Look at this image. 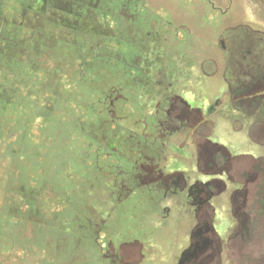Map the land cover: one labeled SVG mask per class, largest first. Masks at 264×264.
Masks as SVG:
<instances>
[{
  "label": "rangeland",
  "instance_id": "rangeland-1",
  "mask_svg": "<svg viewBox=\"0 0 264 264\" xmlns=\"http://www.w3.org/2000/svg\"><path fill=\"white\" fill-rule=\"evenodd\" d=\"M130 27L145 32L118 47L130 67L117 63L111 69L142 75L133 66L142 47L153 64L141 59L139 64L150 69L152 78L159 69L164 76L173 73L166 78L173 93L190 92L202 102L224 92L221 112L211 117L200 138L193 136L227 147L225 188L209 209L199 208L194 216L186 186L173 188L177 193L165 187L163 194L161 188L136 185L134 165L145 162L146 153L114 152L103 161L94 152L72 154L66 147L79 146L80 135L94 138L97 125V135L108 134L113 121L104 112L109 99L115 101L105 96L112 93L111 78L95 77L91 68L98 53H110L119 31L130 36ZM108 56L111 63L119 58ZM256 98L264 101V0H0V264H181L177 255L190 229L205 220L217 244L195 264H264V102H257L258 111L252 107ZM162 99L159 93L156 101ZM233 104L247 109L239 112ZM126 108L141 106L134 99ZM118 115L113 123L129 134L135 131L139 145L149 147L159 116L141 113L135 123L137 116ZM186 137L184 143L192 146V135ZM84 158L132 190L117 212L127 225V244L118 248H107L106 230L98 245H91L90 231L82 221L76 224L77 213L98 218L92 204L96 190L78 183L81 167L88 169ZM140 167L149 177L156 174L154 167ZM183 177L190 182L206 175ZM233 211L249 226L250 234L239 239L234 232L241 224ZM59 213L67 239L78 225L82 228L71 255L58 253L51 241L39 252L28 251L37 244L32 216L45 214L53 224ZM40 233L52 237L48 227ZM115 233L109 238L116 244Z\"/></svg>",
  "mask_w": 264,
  "mask_h": 264
},
{
  "label": "flooded vegetation",
  "instance_id": "flooded-vegetation-1",
  "mask_svg": "<svg viewBox=\"0 0 264 264\" xmlns=\"http://www.w3.org/2000/svg\"><path fill=\"white\" fill-rule=\"evenodd\" d=\"M142 30L141 27H130V36L125 35V37L122 35L124 32L119 31V39L117 42L113 47L108 46L110 53H98L91 69L95 77L99 76L104 80H106V77L108 79L111 78L108 85L112 93H105V96L108 100L111 94L115 101H112L110 98L109 103L111 105L116 103L117 105L113 106L111 109V107L108 108V103L104 112L106 117L109 115L112 117L111 121L114 122L115 119L120 118L118 114L121 113L126 114V117L130 116L135 118V116H137L134 121L135 123L140 122L141 113L156 117L159 116L153 139L148 142L150 146L144 149L143 146L139 145L135 131L129 134L128 131H125L109 121V124L112 123V126L107 128V135H105V133L97 135V125L94 128V138L88 140L80 135V137H76V139L82 141L79 146L76 147L74 143L71 145L68 143L69 145L66 147L72 151V154L78 152L80 155L82 153L87 155L90 152H94L100 157L99 160H102L103 157L107 160L114 152H135L139 156L146 153L143 157L144 159L146 157V161L134 165L133 178L137 183L136 185H149L150 187L161 188L160 191L162 192L165 190V187L171 186L169 189L171 193H177V191L174 192L173 188L178 189V187L181 188L186 186V199L187 202L193 206L194 211H192V214L194 216L197 210L200 211L199 208L204 209L208 207L209 209L212 202L219 199L225 188L224 183L226 180H224L222 176H225V173L228 172L223 170L222 165L229 159L227 147L222 142L213 141L208 137L201 138L200 140L195 139V137L200 138L202 136L204 129L207 128L206 124L211 122V117L218 111L221 112L223 108H221V98L224 96V92L214 99H203L202 102L196 101L195 95L190 92H184L180 95L173 93L171 84H167L166 82L167 76L171 77L173 73L164 76V74L161 73L162 70L159 69L157 70L158 76L152 78L148 75L150 69L139 64V59L148 60L145 62L150 66L153 64L149 62L150 59L144 54L142 47H140V56H138L136 64L133 66L141 71L144 78H142V75H137L132 70L126 72L123 68L111 69L110 65H117V63L124 67H130V62L129 64L127 63L128 57L118 52V47L125 43V39L129 37L135 42L138 32H141V35L138 36L141 39V37L144 36L143 33H145ZM113 33H115V30L112 31V34ZM173 49H177V46L174 45ZM108 55L114 57L119 56V58L111 63V59L109 60ZM133 57L135 56H132V58ZM144 82L150 87H145ZM162 83L163 87L160 88ZM159 93L163 96V99L160 100L161 102L156 101V97ZM185 94L190 96H185ZM134 99L139 102L141 108L137 110H133L132 108L127 109V104L133 103ZM100 115L101 112L99 110L95 111L94 119L96 118L97 120V117H100ZM125 133H128L126 138L121 139V135H125ZM188 135H192V146H188L184 143L187 140L184 138H187L186 136ZM178 136L180 138H178ZM126 140H131L128 146L125 143ZM75 148H78V150ZM205 154L209 156L204 159L200 158V156ZM84 159L85 164L83 165L88 169H85L83 166L81 167L83 173L79 171L78 176L82 179L78 180V183L86 188L96 190L97 194L92 204L95 207L98 218L90 219L86 213H77L76 224L82 221L86 229L90 231L89 235L94 241L91 245H98L100 233L106 230V233L109 234L102 236V240L107 241V248H118L122 244H127L123 239L126 235L125 226L127 225L125 223L126 221L123 220V213L117 212L121 207L122 201L129 196L132 190H128L127 183L120 180L116 175H113L112 180H110L109 178L112 173L106 172V170H100L102 168H95L92 164H88L86 158ZM142 165L154 167L153 171L156 174H154V176L150 175L149 177V173L140 167ZM192 173L203 174L206 175V177L203 180L201 178L189 180L190 182L183 177L181 181L183 175L187 177V175ZM104 176L106 178H104ZM87 190L88 189H84V191ZM201 193L206 196H203ZM80 202H82V200L78 201V204ZM57 215L59 217L58 219L55 218L57 221L53 224L51 221L45 220V214L44 216L40 214L32 216L30 223L31 227L34 226L32 234L35 235L34 242L36 241L37 246L35 243L33 244L35 246L29 245L28 251L32 252L35 248L36 251L39 252L43 245L47 246L51 241L58 253L62 250L66 252L67 255H71L73 251V249H71V243L82 228L78 225L79 228H77L75 232L70 233L72 237L67 239L65 234L66 228L62 221L64 218L63 214L59 213ZM240 216V213L233 211V217L241 224V227H238L240 230L234 232L236 239H239V236L243 237L250 234L249 226H243L244 220L240 218ZM47 227L49 231H52V233H50L52 237L50 238H48L47 234L44 235L40 233L41 230ZM211 227L210 223L206 220L202 222L196 221L194 226L190 229L188 239L186 238V244H184V247L177 255L179 263L195 264L202 254L209 249L211 250L214 244H217L214 243L215 239H212V235L215 234V231L213 227ZM113 232H116L114 236V239L118 240L116 244L109 238ZM74 247L75 246H73V248ZM78 247H80V245H78ZM77 250L81 252L78 248L75 252ZM56 251L54 250L53 252Z\"/></svg>",
  "mask_w": 264,
  "mask_h": 264
},
{
  "label": "trees",
  "instance_id": "trees-1",
  "mask_svg": "<svg viewBox=\"0 0 264 264\" xmlns=\"http://www.w3.org/2000/svg\"><path fill=\"white\" fill-rule=\"evenodd\" d=\"M249 97L251 98V100H253V97L254 96L253 97L249 96ZM244 98H245V95L243 96L242 99H244ZM236 99L238 100V98H236ZM254 101L255 102H252V107L257 108V110L259 111L261 109V107H258V103L257 102H260L261 100H259V99L256 98V99H254ZM263 102L264 101H261L260 103H263ZM232 107H233V109L238 110L239 112L245 111V110H242V109H247V108H244L243 106H238V105H234V104L232 105Z\"/></svg>",
  "mask_w": 264,
  "mask_h": 264
},
{
  "label": "water",
  "instance_id": "water-1",
  "mask_svg": "<svg viewBox=\"0 0 264 264\" xmlns=\"http://www.w3.org/2000/svg\"><path fill=\"white\" fill-rule=\"evenodd\" d=\"M185 96H190V95L185 94Z\"/></svg>",
  "mask_w": 264,
  "mask_h": 264
}]
</instances>
